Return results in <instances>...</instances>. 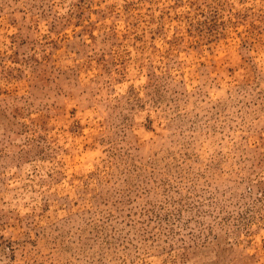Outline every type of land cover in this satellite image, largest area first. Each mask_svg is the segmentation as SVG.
Masks as SVG:
<instances>
[{
	"label": "rangeland",
	"instance_id": "1",
	"mask_svg": "<svg viewBox=\"0 0 264 264\" xmlns=\"http://www.w3.org/2000/svg\"><path fill=\"white\" fill-rule=\"evenodd\" d=\"M0 264H264V0H0Z\"/></svg>",
	"mask_w": 264,
	"mask_h": 264
}]
</instances>
